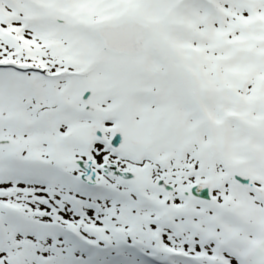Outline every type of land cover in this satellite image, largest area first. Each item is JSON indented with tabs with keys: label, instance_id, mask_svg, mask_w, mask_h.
I'll return each mask as SVG.
<instances>
[{
	"label": "snow or ice",
	"instance_id": "1",
	"mask_svg": "<svg viewBox=\"0 0 264 264\" xmlns=\"http://www.w3.org/2000/svg\"><path fill=\"white\" fill-rule=\"evenodd\" d=\"M0 264H264V0H0Z\"/></svg>",
	"mask_w": 264,
	"mask_h": 264
}]
</instances>
